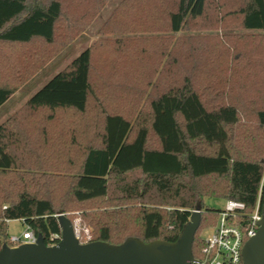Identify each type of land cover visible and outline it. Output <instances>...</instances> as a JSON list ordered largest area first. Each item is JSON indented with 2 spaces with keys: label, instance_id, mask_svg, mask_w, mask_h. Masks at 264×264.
Segmentation results:
<instances>
[{
  "label": "trees",
  "instance_id": "obj_1",
  "mask_svg": "<svg viewBox=\"0 0 264 264\" xmlns=\"http://www.w3.org/2000/svg\"><path fill=\"white\" fill-rule=\"evenodd\" d=\"M147 1L143 12L154 19L162 12L168 29L178 32L204 18L210 0ZM71 2L0 0V47L27 49L25 75L0 82V106L41 60L32 43L54 42ZM128 3L132 12L139 11L138 0H123L120 6ZM213 6L219 22L238 15L239 28L256 33L217 40L210 57L219 71L202 85L187 72L180 83L145 96L146 110L136 95H118L122 87L114 80L102 81L107 88L92 87L87 47L0 123V247L13 244L6 233L10 219L22 220L46 244L56 243L61 235L57 214L71 210L90 229L84 242L119 244L130 236L174 241L200 199L192 253L202 259L205 242L198 230L215 227L221 210L205 206V196L242 202L235 218L241 226L257 201L261 207L264 80L253 78L264 75V0L229 5L214 0ZM235 74L248 78L243 87L235 86ZM234 89L244 95L236 98ZM92 112L101 116L99 129L91 117L84 126L76 123L77 114ZM244 115L253 117L262 132L259 144L235 141L234 127Z\"/></svg>",
  "mask_w": 264,
  "mask_h": 264
},
{
  "label": "rangeland",
  "instance_id": "obj_2",
  "mask_svg": "<svg viewBox=\"0 0 264 264\" xmlns=\"http://www.w3.org/2000/svg\"><path fill=\"white\" fill-rule=\"evenodd\" d=\"M122 1L73 0L66 4L54 42L51 45L32 43L39 49L38 54L41 55L42 61L38 60V65L33 67V73L26 82L17 86L14 93L0 106V122L87 47L92 52L90 76L92 87L107 88L102 81L114 80L113 82H118L122 87L118 95L122 97H128L131 93L133 96L136 95L139 107L147 110L148 99L145 96H153L169 84L180 83L187 72L191 73V79L194 78V81L201 85L209 76L213 77L219 69L215 60L210 57L211 49L217 40H223L224 34L256 33L239 28L238 15L226 17L227 19L223 17L222 22H219L216 8L213 6L214 0L209 1L204 18L189 21L178 32L168 29L162 12L158 16L155 15L157 19L143 12L141 7H146L147 0H138L140 6L136 13L132 12L131 1L120 6ZM216 1L229 5L239 0ZM68 23L70 29L66 28ZM144 25L154 28H141ZM178 38H181L182 42L176 44ZM166 41L171 43L173 41L174 44L170 47L166 45ZM25 48L10 45L0 47V82L11 76L25 75L24 51L27 50ZM261 60L263 62L261 68L264 70V58ZM240 77L243 78L238 74L234 76L235 86L239 88L248 81V78L242 80ZM143 79L149 80L150 84H143L145 83ZM253 79L260 83L264 80V75L258 73ZM234 90L236 98L244 95L243 92ZM75 117L79 126H84L91 117L95 121V126L98 129L101 127V116L97 113L77 114ZM234 133L237 143L251 141L256 145L263 137L253 117L245 115L234 127ZM225 201L224 197L218 196L203 198L205 206L216 209H222ZM63 214L74 220L75 234L84 242L90 229L76 216L75 211ZM26 229L27 225L20 219L7 221L8 237H21ZM212 229L213 227L199 229L198 235L205 237Z\"/></svg>",
  "mask_w": 264,
  "mask_h": 264
},
{
  "label": "water",
  "instance_id": "obj_3",
  "mask_svg": "<svg viewBox=\"0 0 264 264\" xmlns=\"http://www.w3.org/2000/svg\"><path fill=\"white\" fill-rule=\"evenodd\" d=\"M261 217L254 235L241 249V264H264V200ZM61 229L59 240L46 244L41 234L33 242L0 247V264H191L192 244L201 219V201L197 200L189 219L174 241L151 239L143 241L134 236L119 244L95 240L80 242L70 219L58 213Z\"/></svg>",
  "mask_w": 264,
  "mask_h": 264
},
{
  "label": "built area",
  "instance_id": "obj_4",
  "mask_svg": "<svg viewBox=\"0 0 264 264\" xmlns=\"http://www.w3.org/2000/svg\"><path fill=\"white\" fill-rule=\"evenodd\" d=\"M243 208V203L226 199L224 207L219 211L218 222L210 234L204 237L205 246L202 248L204 257L195 259L191 264H241V249L244 242L254 235L261 217L259 201L254 211L243 226L235 221L236 213ZM36 236L28 228L21 237L11 236L9 240L17 245L21 242H33Z\"/></svg>",
  "mask_w": 264,
  "mask_h": 264
},
{
  "label": "crops",
  "instance_id": "obj_5",
  "mask_svg": "<svg viewBox=\"0 0 264 264\" xmlns=\"http://www.w3.org/2000/svg\"><path fill=\"white\" fill-rule=\"evenodd\" d=\"M15 110H16V109H15ZM15 110H14V111H15ZM14 111H12V113H13ZM9 115H10V114H9ZM9 115H8V116H9ZM8 116H7V117H8ZM7 117H6V118H7ZM6 118H4V120H5ZM4 120H2V121H4ZM0 123H1V122H0Z\"/></svg>",
  "mask_w": 264,
  "mask_h": 264
}]
</instances>
